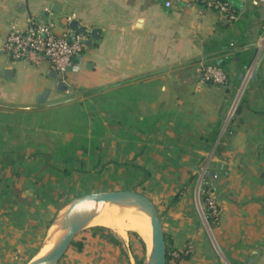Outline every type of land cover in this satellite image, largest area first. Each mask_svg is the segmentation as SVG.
Segmentation results:
<instances>
[{"label": "crops", "instance_id": "crops-1", "mask_svg": "<svg viewBox=\"0 0 264 264\" xmlns=\"http://www.w3.org/2000/svg\"><path fill=\"white\" fill-rule=\"evenodd\" d=\"M167 1L0 0V264H27L72 199L122 189L156 205L167 264H264V60L228 117L264 52V2L230 0L239 18L227 22L195 0ZM29 19L58 34L77 33L74 19L87 28L64 91L47 58L14 61L4 50ZM207 64L229 83L206 80ZM201 180L219 202L210 229L220 258ZM100 227L81 232L59 264H139L132 235Z\"/></svg>", "mask_w": 264, "mask_h": 264}, {"label": "water", "instance_id": "water-1", "mask_svg": "<svg viewBox=\"0 0 264 264\" xmlns=\"http://www.w3.org/2000/svg\"><path fill=\"white\" fill-rule=\"evenodd\" d=\"M70 27L79 33L86 35L87 28L80 25L76 19L72 20ZM76 32L71 37L74 39ZM87 40L93 45L94 40L100 38V30L94 29ZM264 60V52L258 57L252 80L256 81L259 68ZM53 78L57 74L53 71ZM58 88L66 89V83L60 81ZM49 90H44L38 102H46ZM206 173L213 178L217 174L211 170ZM117 206L131 213L148 214L152 227V240L146 264H167L168 249L163 225L154 202L145 194L136 189L95 191L78 196L62 207L52 220L45 238L38 251L27 264H59L76 237L84 230L99 226L92 225L94 219L105 209ZM210 228V227H209ZM252 263V260L250 261Z\"/></svg>", "mask_w": 264, "mask_h": 264}, {"label": "built area", "instance_id": "built-area-1", "mask_svg": "<svg viewBox=\"0 0 264 264\" xmlns=\"http://www.w3.org/2000/svg\"><path fill=\"white\" fill-rule=\"evenodd\" d=\"M198 4L209 10L218 13L220 19L227 22H234L239 18V13L232 6L230 0H195ZM264 2V0H260ZM167 6L172 5V1L166 2ZM86 46L84 35L77 32L74 39L70 33L58 34L50 23H39L34 19H29L26 28L20 29L13 26L6 35L4 50L14 61L32 62L40 64L44 59H48L52 70L57 74V78L64 82L66 74L73 66L74 58ZM254 67H251L245 74L243 82L238 88L236 97L229 110V119H231L237 109L243 90L252 78ZM205 79L219 85L229 83V75L225 69L216 64H207L205 66ZM202 180L197 186V196L206 218L205 208L210 215L219 218L220 207L217 196L213 188L204 191ZM206 194V207L201 204V195ZM194 246L188 244L185 253L192 254ZM174 257L179 256V252L170 251Z\"/></svg>", "mask_w": 264, "mask_h": 264}, {"label": "bare ground", "instance_id": "bare-ground-1", "mask_svg": "<svg viewBox=\"0 0 264 264\" xmlns=\"http://www.w3.org/2000/svg\"><path fill=\"white\" fill-rule=\"evenodd\" d=\"M92 225H99L111 229L120 237H126L128 231H136L141 237L152 240V227L148 214L131 213L129 211L112 206L105 208L93 221ZM98 226V227H99ZM151 235V239H150Z\"/></svg>", "mask_w": 264, "mask_h": 264}, {"label": "rangeland", "instance_id": "rangeland-1", "mask_svg": "<svg viewBox=\"0 0 264 264\" xmlns=\"http://www.w3.org/2000/svg\"><path fill=\"white\" fill-rule=\"evenodd\" d=\"M196 195H197V192H196ZM198 205H199V208H200V211H201V214H202V218L204 220L205 229H206V231H208V233L213 238L212 241H213L214 250L216 252V255L218 256V258L223 257L222 251L219 248V246L217 245V243L215 242L214 237H213V235L211 233V229L209 228V227H211V225L205 219V216H204L203 211H202V207H201V205L199 203V199H198ZM95 227H98V226H95ZM105 229H107L110 232H114V231H112L109 228H105ZM135 232L136 231H133V230L128 231L129 234L130 233H134V234H130V235H132V237L135 239V241H136V243L138 245V248H137V255H138V259H139L138 263L139 264H146V261H147V258H148V254H149V250H150V245H149L150 241L148 240V242H147L146 239H144L143 237H141V235H139L137 232L136 233ZM124 238H127V237H124ZM150 239H151V235H150Z\"/></svg>", "mask_w": 264, "mask_h": 264}, {"label": "trees", "instance_id": "trees-1", "mask_svg": "<svg viewBox=\"0 0 264 264\" xmlns=\"http://www.w3.org/2000/svg\"><path fill=\"white\" fill-rule=\"evenodd\" d=\"M202 188L204 191H207V190H209V188H213V187L210 183L204 182L202 185ZM206 198H207V196L205 193L201 195V204L205 207H206ZM205 214H206V218H207L208 223L213 228V226L217 224L218 218H215V216L210 215L209 212L206 210V208H205ZM100 228H106V227L101 226ZM130 234H134V233H130Z\"/></svg>", "mask_w": 264, "mask_h": 264}]
</instances>
